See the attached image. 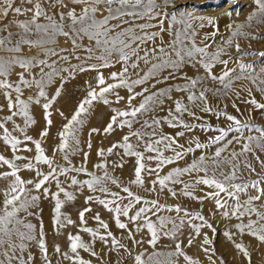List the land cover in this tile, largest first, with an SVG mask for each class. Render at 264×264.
<instances>
[{"label": "snow or ice", "instance_id": "6c2138e0", "mask_svg": "<svg viewBox=\"0 0 264 264\" xmlns=\"http://www.w3.org/2000/svg\"><path fill=\"white\" fill-rule=\"evenodd\" d=\"M252 3L255 7L246 18V23L235 25V30H231L233 26H229L230 36L210 51L217 33H205L198 44L197 28H204V23L194 26L193 20L197 18L190 11H167L169 6L175 7L174 0H0V96L4 100L0 104V111L6 108L8 113L0 117V143L11 151V158L0 154V169H7L0 170V181L4 182V186L0 188V264H35L30 251L33 247L38 249L43 264H51L43 223L39 224L37 230V225L32 223L30 217L39 219V214L34 209L39 207L38 202L43 196L54 201V228L73 224L70 218L62 215L61 209L65 201L73 200L74 196L61 186L59 180L60 176L67 178V174L73 171L85 173L91 178L81 182L71 177V185H86L91 191L98 190L111 197L97 198L95 202L114 214L117 228H128L121 221V216L136 225L135 231L128 230L127 238L134 245L147 243L152 251L145 249L135 255V264H180V258L184 264H199L197 259L186 253L185 248L193 246L196 238L201 235L202 227L211 228L203 215L189 212L179 205L171 207L160 204L158 200H145L128 187H122L106 171L102 177L88 173L84 167L88 161V153L83 154V163L79 168L56 165L54 159L45 154L42 141L48 137V129L52 126L50 109L62 94L64 84L74 78L73 74L85 71L97 72L95 86L89 83L86 96L79 102L71 117H65L67 122L57 133L59 142L53 148V155L62 154V158L70 164L69 157L80 151L78 134L85 124L84 117L94 107V102L110 105L112 101L109 96L114 97L117 103L126 99V110H111L112 115L103 128V134L111 135L117 128L125 127L129 132L107 149V155L114 154V149H122L121 161L124 157H135L134 179L131 184L143 186L142 173L146 172L149 175L155 174L152 184L158 185L161 192L167 189L172 197H177L178 193L170 185L179 184L182 185L179 195L201 203L204 200L213 201L215 210L220 212L222 218H234L237 221L233 225L235 232L225 231L224 236L233 242L237 252L250 264L248 249L243 243L235 242L233 237L247 235L258 245H264V125L253 122V112L259 111L264 117V68L259 74H254L253 65L244 64L239 59L236 61V68H228L229 60L221 59V56L226 54L227 47L237 37L247 38L242 29L253 20L264 24V0H252ZM199 19L203 20V17ZM208 24H214V21L209 19ZM164 34L170 37L168 41L164 40ZM60 38H63L66 47H60ZM85 40L87 44L82 43ZM235 47L239 52V44ZM25 50L30 54L26 55ZM79 52L84 55H78ZM260 55L264 57V53ZM72 58L78 63L71 64ZM92 60L97 63L89 64L88 61ZM115 64H120L121 69L111 72L106 79L99 69L113 67ZM185 65L191 66L197 73L202 69L204 75L189 77L184 73L181 77L180 73ZM217 65H223L220 74L214 72ZM130 69L133 70L131 73ZM13 76L15 79H12ZM177 78H182L184 83L152 90L157 84ZM57 80L59 86L49 96L47 89ZM109 80L112 82H108ZM205 80L218 83L220 87H201ZM240 80L250 81L262 97L258 101L251 87L244 89L249 98L243 102L251 105L246 118L240 119L225 111L214 110L209 105V92L213 96L228 95L234 91V82ZM146 84L149 86L135 92L137 86ZM119 89L127 90V98L120 95ZM26 90L29 95L24 98ZM173 92L184 93L185 98L174 99ZM137 96L142 99L138 105H133L132 101ZM166 101H171V106L165 116L140 119L157 109L163 111ZM32 104L43 109L45 127L39 133L40 139L27 135V129L36 123L29 111ZM233 107L236 108V105L233 104ZM193 109L214 114L217 119L223 117L228 123L225 127H218L186 122L183 118L185 114L195 121L202 119ZM236 110L240 111L238 108ZM60 115L63 116V113ZM240 115L243 116V113ZM15 117L23 118L24 127L14 123ZM9 123L13 124L11 131L7 127ZM137 123L140 127L133 130V125ZM165 124L169 128L182 130L175 135L165 133ZM196 128L217 134L203 143L198 137H187V147L179 143L180 137H185L186 133ZM17 131L21 133L22 139L13 135ZM99 132L100 129L93 128L88 135L91 137L93 133ZM132 137H135L136 143L132 142ZM28 144L35 147V155L31 159L17 154L19 151L31 152ZM87 146L91 149L90 139ZM138 147H142L143 152L138 151ZM197 151L200 152L199 155H195ZM165 152H171L172 155L165 156ZM148 153L152 155H146ZM96 154L102 158L106 155L103 149ZM190 154L192 159L188 162L186 157ZM145 159L155 161V167L147 166ZM19 161L26 162L20 164L17 163ZM179 161H185L183 167H174L165 175H160L164 167ZM38 165H47L48 172H41ZM96 167L105 169V164L101 163ZM113 167H123V163L114 162ZM21 171L34 172L35 176L26 180L19 174ZM108 180L121 187L126 197L109 192L105 186ZM50 183H55V192L45 187ZM205 188L209 191H204ZM197 190L203 192V196H196ZM61 194L65 201L59 198ZM125 199L127 203H124ZM92 200L93 197L89 196L85 203ZM136 205L142 206L130 215ZM89 211L90 208L80 211L81 225L86 223L85 213ZM162 211L175 212L177 216L158 215ZM149 213L157 216L155 222L149 218ZM94 219L107 231L108 224L100 220L99 214ZM195 220L202 223H191ZM185 223L191 229L186 245L178 238ZM169 224L170 228L167 227ZM142 228H146L150 236L147 241L135 239V233ZM80 231L105 242L106 246L108 238L112 237L111 232H107L106 236H98V230L88 227H81ZM162 237L172 241L171 245H166H174L172 251L156 250ZM67 239L68 252H62L59 245L54 246V252L70 264H90V261L80 257V249L93 257L98 256L93 245L84 242L80 235L69 234ZM210 243L207 234H204L200 247L206 254L210 249L205 246ZM111 245L112 250L124 248L129 251L115 238L111 239ZM209 260L211 261V255ZM211 264L215 262L211 261Z\"/></svg>", "mask_w": 264, "mask_h": 264}, {"label": "rangeland", "instance_id": "374dc122", "mask_svg": "<svg viewBox=\"0 0 264 264\" xmlns=\"http://www.w3.org/2000/svg\"><path fill=\"white\" fill-rule=\"evenodd\" d=\"M175 7L169 6L167 11L172 12L176 11H184V12H192L193 16L197 19L193 20L194 26H198L201 23H204V28H197V43L199 44L201 38L205 33L216 32L217 34L214 37L213 48L209 50L212 51L215 49L216 45L221 44L224 40H226L230 34L231 30H235V25H241L246 23V18L253 11L254 4L252 0H174ZM199 17H203V20L199 19ZM20 19H23L21 17ZM212 19L214 24H208V20ZM167 26V25H165ZM229 26H233L230 30ZM155 30V29H153ZM243 32L247 34V38L237 37L233 44L226 49V54L221 56V59L229 60L228 68H236V61L239 59L240 62L244 64L253 65V73L259 74L260 70L264 68V57L260 55V53H264V39L257 38L253 39L252 37H264V24H258L255 20L251 22L250 25L245 26L242 29ZM170 37L167 34H164V40L168 41ZM211 42V41H210ZM60 47H66L64 44L63 38H60ZM83 44H87V41H83ZM159 43V41H157ZM239 44V52H237L235 45ZM25 54H30L28 50H25ZM66 54V53H65ZM78 55H84L83 52L77 53ZM71 64H77L78 61L75 58L70 60ZM89 64L97 63V61L92 60L88 61ZM67 67V65H65ZM141 68L143 65L141 64ZM223 65H217L214 68V72L216 74H220ZM121 69L120 64H115L113 67L109 68H101L99 71L104 75L107 79L111 72H117ZM19 71V69H17ZM133 70L130 69V73ZM136 71H139L137 69ZM239 69L237 68V72ZM186 73L189 77H195L196 75H204L203 70L201 69L199 73L189 65H185L180 76ZM167 75V72L163 73ZM67 75V74H65ZM74 78L68 80L64 86L62 94L57 98L55 103L52 105L50 109L52 126L48 129L49 135L42 141V147L45 150V154L54 159V163L59 166L64 167H81L83 163V154L88 153V161L84 165L86 167L88 173L95 174L97 177H102L105 171L108 175L114 179H116L122 187H128L130 191H132L135 195L142 197L145 200H158L160 204H165L167 206L175 207L176 205L181 206L184 209H187L189 212L199 213L205 217V220L208 224L211 225L209 227L201 228V235L196 238L192 247H186L185 251L194 259L199 261V264H211V261H214L215 264H221V259L223 260V264H249V262L243 257L242 254H239L237 250L233 246V242L229 241L225 236V231L235 232L233 225L237 223V221L233 219L222 218L219 211L215 210L214 202L211 200H204L202 203L198 200L190 199L188 197H184L179 195L180 189L182 185H170L177 193V197H172L167 189L164 191H159L158 185H153L152 181L155 179V174L149 175L146 172L142 173V177L144 179L143 186H136L131 184V180L134 179V168H135V157H124L123 161H121L122 149H114V154L107 155V149L111 147L113 144L117 143L121 140V138L128 134L129 130L127 127L120 129L117 128L116 131L111 133V135H104L103 128L108 123L109 117L112 115V109H120L126 110L128 105L125 100H121L119 103L115 102L114 97L109 96V99L112 101L110 105H104L103 103L94 102V107L89 111V113L84 117L85 124L79 131V139L80 151L71 155L69 157L71 163L69 164L62 158V154L56 153L53 155V148L58 144V131L61 130V126L66 123L65 117L70 118L79 102L86 96L88 91L89 83L95 86V77L97 76L96 71H85V72H76L73 74ZM134 79L135 76L133 75ZM15 79V76L12 77ZM108 82H112L109 80ZM151 83H155V81H151ZM184 83L182 78H177L173 80H169L166 83L162 82L156 85V89L165 88L169 85L177 86ZM59 86V81L52 85L47 89L49 96H51L55 88ZM149 85L137 86L135 88V92H140L143 87H148ZM201 87H207L211 89H216L219 86L218 83H214L211 80L203 81ZM234 91L228 93V95H217L213 96L211 92H209L208 100L209 105L214 110L225 111L233 116H237L240 119H244L247 117L248 112L251 110V105L244 103L246 99H248V93L245 91V88L251 87L253 90V95L255 99L258 101L262 100L260 93L256 92L255 86L251 84L250 81L240 80L234 82ZM119 93L122 97L127 98L128 93L126 89H119ZM237 93L239 94V98H237ZM29 92L26 90L24 92V98H27ZM172 96L174 99L177 98H185L184 93L173 92ZM142 98L137 96L135 100L132 101L133 105H138ZM187 102L186 99L184 101ZM3 97L0 96V104H3ZM43 101H41V104ZM233 104L236 105V108L233 107ZM171 106V101H166L163 105V111L157 109L154 112L148 113L145 117H140L141 120L145 118H150L151 116L163 117L167 114L168 108ZM240 111L237 112L236 109ZM30 115L34 118L36 123L27 129V135L32 136L33 139H40L39 133L44 129L45 122L43 119V109L39 105L32 104L30 105ZM198 116L202 119L200 121H195L192 118L188 117L186 114L184 115V120L189 123H206L210 126H218L225 127L227 125V121L221 117L217 119L214 114L210 113H202L198 109H193ZM63 113V116L60 115ZM243 113V116L240 115ZM7 109L5 108L3 111H0V117L7 115ZM255 120L253 121L256 124L264 125V117L260 115L259 111L253 112ZM14 123L20 127H24L23 118L15 117ZM9 130L11 131L13 128V124L9 123L7 125ZM140 124H134L133 130L138 129ZM96 128L100 129L99 133H93L91 137H89L88 133L91 129ZM182 129H172L169 128L166 124L163 125V131L165 133H171L175 135L177 131ZM2 134V133H0ZM214 131L204 132L200 128L194 129L192 132L186 133L185 137L179 138V143L185 145L187 147L186 139L187 137L195 136L198 137L200 142H206L207 139L211 136L216 135ZM13 135L22 139L21 133L13 132ZM91 140V149L88 148L87 142ZM132 142L136 143L135 137H132ZM28 147L32 149L31 152L19 151L17 154L24 156L26 158L31 159L35 155V147L32 144H28ZM103 149L106 155L102 158L97 156V151ZM138 151L143 152L142 147L137 148ZM0 154H3L7 158H11V151L6 150L5 146L0 143ZM165 156L172 155L171 152H165ZM200 152L197 151L195 155H199ZM146 155H152L148 153ZM192 159V154L186 157V160L190 162ZM26 161H19L17 163L23 164ZM115 163H123V167H113ZM35 164V161L33 160ZM104 163L105 169H100L96 167V165ZM144 163L149 167H155V161H149L147 159L144 160ZM185 161H179L176 164L168 165L164 167L160 175H165L172 168L180 166L183 167ZM39 170L43 173L48 172L47 165H38ZM0 170H7L6 168H2ZM24 179H32L35 176L34 172L29 171H21L19 173ZM71 177H75L78 181H84L91 178L90 175L85 173H77L70 172L67 174V178L65 176H60L59 180L61 182V186L68 192L72 193L74 199L71 201H65V197L63 194L60 195V199L65 201L61 212L63 216H67L73 221L72 225H67L62 228H54L52 223L53 216V208L54 201L50 198L45 199L41 196L38 204L39 207L34 209L39 214V219L36 217H30L33 224L37 225V230L39 224L42 222L44 226V231L46 233V246L48 249V255L51 259V264H70L69 261L63 259V257L58 256L54 252V246L59 245L62 252H68L69 249V241L67 239L69 234L72 235H80L82 240L86 243H91L93 245V250L98 254L97 257L91 256L89 253L84 252L82 249L78 250V254L80 257L86 261H90V264H135L134 256L143 252L147 249L148 252H151L152 249L148 246L147 243H143L142 245H134L131 240L127 238L128 230L135 231L136 225L133 223H129L127 218L121 216L120 219L122 222L128 225L127 229H119L116 227L115 221L113 219L114 214L107 211L103 205L96 203V199H111L110 196H106L105 194L97 191H91L87 188V186L81 187L80 185H71ZM184 179H188V177H184ZM4 186V182L0 181V188ZM105 186L109 189V192L119 193L121 197H126V194L121 191V187H118L116 184H113L111 180H108ZM31 187V186H30ZM45 187H48L51 192H55L56 186L55 183L46 184ZM156 189L153 191H148L147 189ZM204 191H209L207 188ZM33 194H37L33 192ZM203 192L197 190L195 192L196 196H203ZM93 197V200L85 203L87 197ZM124 203H127V200H124ZM142 205H136L135 208L130 212V215H133L136 210ZM85 208H90L91 211L85 213V221L84 225L80 224L79 213ZM99 214L100 220L108 224V229L105 231L97 222L94 217ZM160 216H170L176 217L177 214L175 212L162 211L158 213ZM180 215H183L181 213ZM149 218L155 222L157 220V216H152L151 213L148 214ZM255 219V217H253ZM179 223V221H177ZM191 223H202L199 220L191 221ZM81 227L92 228L93 230H98V236L107 235V232L112 233V237L108 238L107 246L105 242L97 239H93L89 234L80 231ZM167 227H171L169 224ZM191 229L189 228V224L185 223L181 229V232L178 233V238L180 241L186 245L187 240L190 238ZM204 234H207L210 245L208 247L210 252L206 254L201 250V241L203 239ZM115 238L119 241L120 244L126 246L129 251H125L124 248H118V250H112L111 239ZM150 238L147 233L146 228H142L140 232L135 233V239L147 241ZM233 240L238 243H243L245 247L248 249L251 257L250 264H264V245H258L257 242L250 238L247 235L240 237L239 235H235ZM172 241L168 238H161L159 243L156 246V250L158 251H172L173 247H166V245H171ZM32 252L35 264H43L42 257L39 255V251L36 247L30 249ZM214 252V255L212 253ZM131 253V255L129 254ZM71 255V253H69ZM209 255H211V261L209 260ZM180 264H184L182 258H180Z\"/></svg>", "mask_w": 264, "mask_h": 264}]
</instances>
